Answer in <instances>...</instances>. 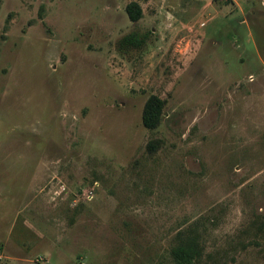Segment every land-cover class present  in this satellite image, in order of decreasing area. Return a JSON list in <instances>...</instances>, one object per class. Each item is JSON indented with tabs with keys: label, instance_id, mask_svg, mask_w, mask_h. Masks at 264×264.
Here are the masks:
<instances>
[{
	"label": "rangeland",
	"instance_id": "rangeland-1",
	"mask_svg": "<svg viewBox=\"0 0 264 264\" xmlns=\"http://www.w3.org/2000/svg\"><path fill=\"white\" fill-rule=\"evenodd\" d=\"M181 246L264 264V0H0V264Z\"/></svg>",
	"mask_w": 264,
	"mask_h": 264
},
{
	"label": "trees",
	"instance_id": "trees-1",
	"mask_svg": "<svg viewBox=\"0 0 264 264\" xmlns=\"http://www.w3.org/2000/svg\"><path fill=\"white\" fill-rule=\"evenodd\" d=\"M126 13L131 21H137L142 17L143 11L138 3L132 2L127 5ZM125 40L130 44H135L136 46L141 44L140 41H138L139 39H137L133 34L127 36ZM163 105V101L157 96H151L147 100L142 118L143 125L146 128L154 129L159 125L162 118ZM181 247H179V249L176 250V254H174L176 259L173 264H193V251L189 250L188 246Z\"/></svg>",
	"mask_w": 264,
	"mask_h": 264
},
{
	"label": "built area",
	"instance_id": "built-area-1",
	"mask_svg": "<svg viewBox=\"0 0 264 264\" xmlns=\"http://www.w3.org/2000/svg\"><path fill=\"white\" fill-rule=\"evenodd\" d=\"M2 259H3V256H2V253L0 251V263H1Z\"/></svg>",
	"mask_w": 264,
	"mask_h": 264
}]
</instances>
